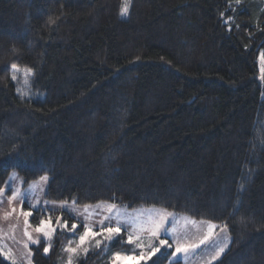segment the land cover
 Returning a JSON list of instances; mask_svg holds the SVG:
<instances>
[{
    "label": "trees",
    "instance_id": "1",
    "mask_svg": "<svg viewBox=\"0 0 264 264\" xmlns=\"http://www.w3.org/2000/svg\"><path fill=\"white\" fill-rule=\"evenodd\" d=\"M127 4L0 0V186L47 175L51 201L218 222L230 243L214 264H264V0ZM62 213L80 227L47 254L41 240L33 264L66 262L83 225ZM130 250L118 237L100 262Z\"/></svg>",
    "mask_w": 264,
    "mask_h": 264
},
{
    "label": "rangeland",
    "instance_id": "2",
    "mask_svg": "<svg viewBox=\"0 0 264 264\" xmlns=\"http://www.w3.org/2000/svg\"><path fill=\"white\" fill-rule=\"evenodd\" d=\"M127 0H125V3ZM260 66L264 67V59L260 60ZM18 71L16 72V80L18 76ZM20 77V76H19ZM15 80V81H16ZM15 175L16 179H11ZM40 177L36 180L30 181L28 183H25L22 178L18 175L16 171H12L9 176L6 178L5 182L0 186L5 188V194L3 198V203L0 204V247L3 248L4 252H10L11 258L6 259L4 255H0V257L9 263L13 264H33V251L32 248H34L37 245L31 244V242L28 240V237L24 235L26 230V225L24 223V216L20 214L21 212V204L19 200L14 201L12 205H9L7 203V197L10 196L12 193L7 189V185L11 184V187L13 189L19 188L22 193L29 192L30 185L33 183L39 181ZM48 183V181H47ZM47 183L42 185V189L38 188L35 193H32L28 195L26 202L23 205L24 210H29V205H35V208L31 209L34 215V212L42 209L46 213H48V209L55 208L54 211H57L58 213L55 215V217L52 218V225L56 227V232H68L73 235V232L62 229L60 226H57L55 224L56 218L62 217L61 223H63L64 215L62 212H65L70 217L77 220L79 223L84 225L85 223L90 224L94 229L99 228V221L104 216L114 215V212L116 210H119L120 212L128 213L130 215H134L137 213H144L145 216L143 218H146V214L149 211L153 210H167L162 207H141V208H134L129 209L123 205H117V209L114 210L113 213H109L107 211H101V209H95L96 213L90 216L87 220L85 219V213L83 211L84 205H78L74 201H66L67 207L66 209H61L56 207L57 204L64 201H51L45 198L46 190H47ZM100 203V202H98ZM98 203L94 204H87L95 206ZM105 204H109L111 202H104ZM115 204V203H114ZM12 208H15L16 211L12 213L10 216L5 218L6 214L11 212ZM167 212L171 213V215L168 217V223L165 224V228L171 229L175 228L176 232L174 235L178 240H180L182 243L185 244H195L199 245L198 247L191 248L188 253L186 254H180V256L176 259L178 261H181L182 264H214L216 263L222 256V254L228 249L229 243H230V236L228 233V230L220 231V228H223L224 226L221 223L218 222H212V221H205V220H195L190 218L189 216H186L185 214H180L173 212L171 210H167ZM29 217V222L31 224V227H27V231L31 234L32 238H39L41 241H46L45 238L40 234L34 231V228L36 224L31 222V219L33 217ZM49 216V215H48ZM47 216V217H48ZM43 218V219H47ZM109 221H105V223H108ZM194 222V223H193ZM111 223L115 224V219L111 221ZM215 224L217 225V229L215 230L214 234L211 236L210 239H208L205 243L201 244L200 240L204 238L205 235H207L208 231V224ZM69 224V222H68ZM70 228V226H69ZM83 231V230H82ZM128 232H131L132 229L129 227L127 229ZM56 232L52 235L51 240L55 236ZM82 233V232H81ZM127 235V233H125ZM161 236L163 238H167L170 243H173V236L168 235L165 236L164 230H161ZM118 237L113 238L111 241L104 240L100 247L95 246V242H89L84 245V247L88 248L87 254L83 252V249L81 248L79 252L73 256L72 258V264H80L83 260L87 259L89 255H92L95 251H100L102 255L100 257H96L94 260L97 264H102L103 262H100L101 260H105L104 262H107L106 259L108 258V252H109V244L114 242ZM96 239H101V237H97ZM148 237L147 234H145V242H147ZM227 241V247L225 248L224 252L217 256L215 259H213V256H215L216 251H218L217 244L218 242H224ZM78 242V237L72 239V247H76V243ZM25 243H28V248H25ZM154 243H158V241H154ZM131 247V252L127 253L129 255H138L141 251L140 248L135 247V245L129 244ZM175 247V244L173 243V249ZM163 250H170V249H162ZM172 250V249H171ZM160 252V253H161ZM124 253V252H121ZM159 254V253H158ZM69 258V254L67 253V260L66 262H61V264H67ZM174 258L169 256V262L173 261ZM110 264H112L111 258L109 260ZM148 260H129L126 262V264H142L144 262H147Z\"/></svg>",
    "mask_w": 264,
    "mask_h": 264
},
{
    "label": "snow or ice",
    "instance_id": "3",
    "mask_svg": "<svg viewBox=\"0 0 264 264\" xmlns=\"http://www.w3.org/2000/svg\"><path fill=\"white\" fill-rule=\"evenodd\" d=\"M237 3H239V0H237ZM128 12V4L125 3V6L122 8L121 14L125 15ZM261 59H264V56L261 57ZM19 71L17 66L15 64L12 65V80H16V72ZM31 75V71H26V76ZM25 84L28 83V80L25 79ZM11 179H16L15 175ZM48 176L44 175L41 176L39 181L33 183L30 185L29 192L22 193L19 188L13 189L11 187V184H8L6 187L9 191H11V195L7 197V203L9 205H12L14 201L19 200L21 204V212L20 214L24 216L25 220L24 223L26 225V230L24 235L28 237V240L31 242V244L38 245L40 244L39 238H32L31 234L27 231V227H31V224L29 222V217L33 215V212L31 209L35 208V205H29V210H24L23 205L27 200L28 195L35 193V191L38 188L42 189V185L47 183ZM5 194V188L0 187V204L3 203V198ZM56 207L61 209H66L67 202H60L56 205ZM95 209H101V211H107L109 213H113L114 210L117 209V205L114 203L105 204L104 202H100L96 204L95 206L92 205H84L83 211L86 214L85 219L87 220L90 216L94 214H99L95 212ZM55 208L48 209L49 212L54 211ZM16 211L15 208H12L11 212L7 213L5 218L10 216L12 213ZM171 215V213L167 212V210H153L149 211L146 214V218H143L145 216L144 213H137L134 215H130L126 212L122 213L119 210H116L114 212V215L104 216L99 221V228L94 229L90 224L85 223L83 225V231L82 233H78V242L76 243V247H72V240H69V245L64 248V251L69 254L68 262L67 264H72V258L73 255L77 254L79 250L82 248L83 252L87 254L88 248L84 247L86 243L95 242L96 247H100L104 240L111 241L115 237H120L122 240H124L125 243L135 245V247L140 248L141 251L138 255H129L127 253H121V252H113L111 253V261L112 264H126L129 260H151L153 257H155L158 253L161 252L162 249H172V251L169 252V255L174 258L173 261H170V264H178V258L180 254H186L189 252L191 248L198 247L199 245L195 244H185L182 243L180 240L176 238L174 233L176 232V229L173 227L170 230L165 228V224L168 223V217ZM115 219V224L111 223V221ZM62 217H57L55 220V224L57 226H60L62 229H67L73 233L76 232V229L80 227L77 223H72L70 228L67 220H64L63 223H61ZM109 221L108 223H105V221ZM194 223V222H193ZM131 228L132 231L128 232L127 229ZM217 225L215 224H208V231L207 235L204 236L203 239L200 240V243H205L208 239L211 238V236L214 234L215 230L217 229ZM164 230L165 236L171 235L173 236V243L175 244V247L173 249V243H170L167 238H163L161 236V230ZM227 229V225H224L223 228H220V231H225ZM56 227L52 225V218L51 216H48L47 219H41L39 223L35 226L34 231L37 233H40L45 240L50 241L52 235L56 232ZM122 233H127L126 238ZM145 234H147L148 240L145 242ZM97 237H101V239H96ZM154 241H158V243H154ZM28 243H25L24 247L28 248ZM227 241L224 242H218L217 247L218 251H216L215 256H213V259H215L217 256L222 254L227 247ZM52 245L51 243H47L46 246H44L43 251L45 254H47ZM0 255H4L6 259L11 258L10 252H4L3 248L0 247ZM14 264V261H13ZM155 264V262H154Z\"/></svg>",
    "mask_w": 264,
    "mask_h": 264
}]
</instances>
